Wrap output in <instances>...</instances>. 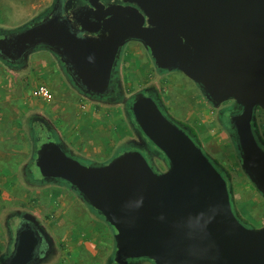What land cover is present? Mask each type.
Here are the masks:
<instances>
[{"label":"water","instance_id":"obj_1","mask_svg":"<svg viewBox=\"0 0 264 264\" xmlns=\"http://www.w3.org/2000/svg\"><path fill=\"white\" fill-rule=\"evenodd\" d=\"M130 1L143 13L134 7L106 10L111 18L89 30L103 34L87 36L73 28L60 0L40 23L0 39V60L27 62L46 48L61 57L81 89L103 95L121 48L140 41L160 69L181 71L214 104L233 100L242 106L231 118L242 168L264 198V149L252 125L255 110L264 109V0ZM132 110L168 158L167 171L156 172L138 151L87 166L61 143L48 142L35 162L44 180L68 183L116 230L117 264H264V226L250 228L237 214L227 180L203 149L153 97L140 94ZM24 219L14 250L0 264L46 261L38 248L50 234L36 216Z\"/></svg>","mask_w":264,"mask_h":264},{"label":"rangeland","instance_id":"obj_2","mask_svg":"<svg viewBox=\"0 0 264 264\" xmlns=\"http://www.w3.org/2000/svg\"><path fill=\"white\" fill-rule=\"evenodd\" d=\"M52 2L0 0V39L6 33L30 26L39 15L44 17ZM130 51L125 71L127 88L133 91L155 85L164 91L172 115L193 126L207 152L229 171L237 214L250 228L263 227L264 198L242 168L235 135L218 125L212 107L184 74L157 75L139 45H133L127 50ZM0 77L5 80L4 87H0V259L8 246V217L20 209L39 218L58 244V254L47 264H105L116 249V230L104 219H96L68 186H32L37 182L31 176L26 178L22 167L27 158L35 161L34 152L39 145L30 142L29 127L38 125L34 117L38 118L39 113L52 121L76 154L84 156L79 157L82 164H108L109 153L122 140L119 136L123 120L118 109H106L109 116L95 110L97 105L73 91L60 75L53 55L44 49L32 53L27 69L13 71L0 62ZM39 86L48 87L52 99L33 96ZM259 124L264 132V116H260ZM130 136L127 131V139ZM120 151L119 148L115 156ZM36 173L40 178L39 170Z\"/></svg>","mask_w":264,"mask_h":264},{"label":"flooded vegetation","instance_id":"obj_3","mask_svg":"<svg viewBox=\"0 0 264 264\" xmlns=\"http://www.w3.org/2000/svg\"><path fill=\"white\" fill-rule=\"evenodd\" d=\"M59 2L60 0H53V2L48 7V9L45 10V13L46 14L49 13ZM63 6H64V10L66 14L69 16L71 20V24L73 28L78 30L80 33H83L82 31L86 30L85 35L87 36L88 35L101 36V34H103L101 30L99 31L98 34H92L89 32V30H96V25H97L98 20L99 21L102 20V23H103L104 21L111 18V16H106L104 14L106 10L112 9L114 7H119V6L134 7V8H138L143 13L139 5L130 0H64ZM45 16L41 18V16L39 15V18L36 22H33L30 26L25 27L22 30H25L37 23H40L45 18ZM145 26H148L147 18H146ZM13 32H10V33H13ZM10 33H6V35ZM107 34L109 35V33ZM133 45H139L142 48V51L146 55L147 60L152 65H154L155 74L157 75H167L170 73L183 74L181 71H178V70L170 71V70L160 69L156 65L155 59L152 57L151 52L140 41L131 40L127 42L125 46H123L121 50L119 51V53L117 54V57L115 59V62L112 68L111 80H110L108 92L103 95H96V94H91V93L84 91L75 83V78L67 70L65 63L61 60L60 56L54 54L53 52H51L50 50L46 48H39V49H44L48 51L51 55H53V57L55 58L57 62V67L59 69L60 75H62L63 79H65V81L69 83L73 91L77 95L81 96L82 99H86L90 101L92 104L97 105L95 106V110L97 109L102 110L105 113L106 109H110V108L118 109L120 116H121V121L123 120L122 121L123 130L122 131L120 130L122 140L121 142L117 143V145L114 148L113 153L112 152L109 153L110 155H108V158H107L109 160V163L116 157L126 152L138 151L144 155V157L149 161V163L153 166L156 172L162 173L169 169V160L166 157V155L145 136L141 127L135 121L132 107H133V104L136 98L140 94H144L145 96L153 97L158 103L163 114L167 118H169L173 123L177 124L179 128L183 129L186 133H188L193 138V140L203 149L204 153L208 156V158L216 166L219 172L227 180L228 185L231 189V175L229 171L219 160H217L209 152H207L196 129L193 126H191L184 120L177 119L175 116L172 115L170 107L165 102L164 91H162L155 85H149L145 88H141V89L133 90V91H130L127 88L126 75H125L126 62L129 61L127 59V56L132 55L131 51L127 52V50L128 49L130 50L131 48H133ZM4 63L9 69L13 71L14 70L19 71L21 69L28 68V62H25L24 60H19L16 63H8V62L7 63L4 62ZM189 80L199 88V91L203 95L204 99L212 107L213 113L216 116L218 125L224 130L230 131L231 134L235 135L234 136L235 144L241 156V152H240L239 145H238L237 131L231 122V118L239 115L242 112V106L233 100H229V101H226L218 105L214 104L211 100H209L206 97L200 85H198L191 79ZM105 114L106 116H109L110 113L106 112ZM260 116H264V109L259 107L254 112V118H253L252 125H253V132L256 136V139L258 143L260 144V146L264 149V132H262L260 129V124H259ZM37 117L38 118L34 117V121H35L34 123H37L38 125L36 126L33 124V126L29 127L30 139L35 145H39L38 149H36L34 152V155H35L34 160H36L37 152L41 148V146L48 142H56L59 144L61 143L64 149L73 158H75L78 161L80 160L79 157L80 158L84 157L82 156L81 153L76 154V152H74L73 149L69 147V145L63 140L60 132L58 131L56 126L52 123V121H50L47 117H45L44 115L40 113L37 115ZM127 131L131 134L129 139H127L126 137ZM119 148L121 151L119 152L117 156H115ZM30 164L33 165L34 168L31 167V170H29L30 174L27 176L29 177L31 176L33 180L37 182L33 184L30 183L32 186L53 185V184L65 185L66 187L68 186L70 191L77 196V198L83 203L86 209L90 211V213L94 214V217H96V219H100V218L104 219V217L100 215L95 209H93L91 206L85 203L84 200L80 197V195L76 191L71 189V186L69 184L63 181H57V182L49 181L48 182L44 180L41 173H40V178H39L36 173V171L39 169L36 167L35 161H32ZM27 176L25 177L27 178ZM31 214L32 213L29 211L18 209L12 212L11 215L8 217L9 221L6 223V227H8V230H9V233H8L9 238H8V244H7L8 246H7L5 254L0 259V263H2L14 250L17 229L21 225L26 223L24 219L25 216L31 215ZM40 223L42 224L41 221ZM37 228L38 227H36V229ZM58 251H59L58 244L51 236H49L48 240L43 239L42 243L40 244L38 248L39 257H42V258L44 257L46 259V261L42 262V264L50 263L53 257L58 254ZM115 256H116V249H115L113 256H109V259H107L105 264H117L115 261ZM140 261H145V260L144 259H136V261L130 260L128 264H136L137 262H140Z\"/></svg>","mask_w":264,"mask_h":264},{"label":"crops","instance_id":"obj_4","mask_svg":"<svg viewBox=\"0 0 264 264\" xmlns=\"http://www.w3.org/2000/svg\"><path fill=\"white\" fill-rule=\"evenodd\" d=\"M29 61V60H28ZM27 61V62H28ZM0 62H2L4 65H5V63L1 60ZM14 71H17V70H14ZM20 71V70H19ZM4 79L2 80L1 79V77H0V87L1 88H3L4 87V85H5V83H4ZM34 92V91H33ZM0 93L2 94V91H1V89H0ZM34 96V95H33ZM122 130H123V127H122ZM122 136H121V134H120V136H119V138H121ZM29 140H30V136H29ZM30 142L32 143V140H30ZM33 145H35L34 143H33ZM36 146V145H35ZM30 155H31V153H30ZM29 159L30 158H27V160L26 161H24L23 162V167H22V172L24 173V174H26V175H24V176H27V175H29V170H31V167L32 168H34L33 167V165H31L30 163H31V161H29ZM35 162H36V160H35ZM35 165H36V163H35ZM26 167V168H25ZM37 167V166H36ZM28 177V176H27ZM93 214V213H92ZM94 215V214H93ZM103 219V218H102ZM100 220V219H99Z\"/></svg>","mask_w":264,"mask_h":264},{"label":"built area","instance_id":"obj_5","mask_svg":"<svg viewBox=\"0 0 264 264\" xmlns=\"http://www.w3.org/2000/svg\"><path fill=\"white\" fill-rule=\"evenodd\" d=\"M33 95L37 98H43L47 100L52 99L53 96L51 90L46 86H39L36 88L33 92Z\"/></svg>","mask_w":264,"mask_h":264},{"label":"trees","instance_id":"obj_6","mask_svg":"<svg viewBox=\"0 0 264 264\" xmlns=\"http://www.w3.org/2000/svg\"><path fill=\"white\" fill-rule=\"evenodd\" d=\"M36 20V19H35ZM34 22V21H33ZM232 194H233V192H232ZM236 209V208H235ZM145 261H150V262H152L151 260H149V259H144Z\"/></svg>","mask_w":264,"mask_h":264}]
</instances>
